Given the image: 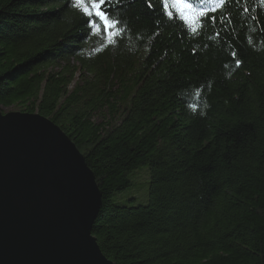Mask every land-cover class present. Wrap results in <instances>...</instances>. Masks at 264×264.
I'll use <instances>...</instances> for the list:
<instances>
[{
	"label": "trees",
	"instance_id": "trees-1",
	"mask_svg": "<svg viewBox=\"0 0 264 264\" xmlns=\"http://www.w3.org/2000/svg\"><path fill=\"white\" fill-rule=\"evenodd\" d=\"M189 2L217 10L191 24L162 0H113V38L71 0H0V110L75 144L113 263L264 264V0ZM142 166L147 202H115Z\"/></svg>",
	"mask_w": 264,
	"mask_h": 264
},
{
	"label": "water",
	"instance_id": "water-1",
	"mask_svg": "<svg viewBox=\"0 0 264 264\" xmlns=\"http://www.w3.org/2000/svg\"><path fill=\"white\" fill-rule=\"evenodd\" d=\"M100 206L92 171L58 125L0 110V264H115L92 235Z\"/></svg>",
	"mask_w": 264,
	"mask_h": 264
},
{
	"label": "snow or ice",
	"instance_id": "snow-or-ice-1",
	"mask_svg": "<svg viewBox=\"0 0 264 264\" xmlns=\"http://www.w3.org/2000/svg\"><path fill=\"white\" fill-rule=\"evenodd\" d=\"M71 2L74 7L82 9L84 16L87 18L88 27L92 32L113 38L123 34L125 29L120 27L121 21L111 18L110 9L113 5V0H87V2L85 0H71ZM209 2L211 3L212 0H209ZM117 3H119V0H117ZM162 3L169 18L173 15V11L169 9H173L191 24H195L197 21L203 24L208 19V13L217 10L216 8L195 7L189 0H162ZM200 3L203 4L204 0H200ZM221 3H223V0H221ZM148 6L152 7L151 0H149ZM94 17L95 19H93ZM210 19L212 23L216 22L215 15L211 16ZM191 31L196 33L197 28L192 27ZM112 42V40L109 41V43ZM233 56H235V53H233ZM240 63L241 61L237 59V66Z\"/></svg>",
	"mask_w": 264,
	"mask_h": 264
},
{
	"label": "rangeland",
	"instance_id": "rangeland-1",
	"mask_svg": "<svg viewBox=\"0 0 264 264\" xmlns=\"http://www.w3.org/2000/svg\"><path fill=\"white\" fill-rule=\"evenodd\" d=\"M3 113L18 112L15 107H2ZM148 170L145 166L139 167L136 173L129 176L132 186L117 194L113 200L128 205L145 204L148 198Z\"/></svg>",
	"mask_w": 264,
	"mask_h": 264
}]
</instances>
